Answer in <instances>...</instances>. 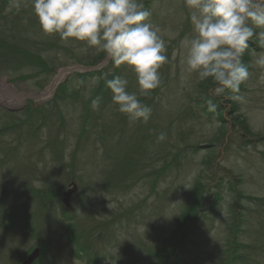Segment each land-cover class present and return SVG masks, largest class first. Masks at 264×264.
<instances>
[{
  "label": "rangeland",
  "instance_id": "374dc122",
  "mask_svg": "<svg viewBox=\"0 0 264 264\" xmlns=\"http://www.w3.org/2000/svg\"><path fill=\"white\" fill-rule=\"evenodd\" d=\"M146 3L167 56L159 87L147 95L131 68L107 56L88 66L60 53L53 77L60 79L46 97L47 86L38 90L34 79L0 77V237L7 239L0 240V264H12L15 251L21 264L36 247L30 264H106L100 250L118 256L122 242L136 249L132 264H152L193 189L199 215H185L175 237L179 247L194 250L189 262L223 264L233 222L243 227L240 252L250 253L249 264H264V68L255 64L264 48L257 50L252 38L241 57L249 79L236 93L216 95L211 78L200 81L187 71L184 41L195 33L184 0ZM115 76L151 109L147 122H130L112 102L106 82ZM110 122H117L112 135ZM72 181L77 190L66 207ZM241 192L259 201L239 199ZM8 200H16L18 212L11 221Z\"/></svg>",
  "mask_w": 264,
  "mask_h": 264
},
{
  "label": "clouds",
  "instance_id": "9594fccd",
  "mask_svg": "<svg viewBox=\"0 0 264 264\" xmlns=\"http://www.w3.org/2000/svg\"><path fill=\"white\" fill-rule=\"evenodd\" d=\"M195 33L184 41L185 64L200 81L211 78L217 85L214 94L233 93L249 79L241 57L255 35L264 48V0H184ZM15 7L19 8L16 2ZM33 12L46 35H58L84 42L103 52L116 67L126 65L136 76L141 95L159 87V69L167 62L166 45L160 29L150 22L151 12L138 0H32ZM253 28L261 29L259 32ZM255 64L264 68V54ZM128 80L115 76L107 80L112 102L130 122H147L151 109L129 93ZM243 101L241 96H233ZM99 97L92 101L93 109ZM209 111L215 106L209 101ZM158 140L163 141L161 133ZM109 208V206H108Z\"/></svg>",
  "mask_w": 264,
  "mask_h": 264
},
{
  "label": "trees",
  "instance_id": "16d2710c",
  "mask_svg": "<svg viewBox=\"0 0 264 264\" xmlns=\"http://www.w3.org/2000/svg\"><path fill=\"white\" fill-rule=\"evenodd\" d=\"M16 2L19 3V8L14 6ZM253 31L255 33L261 31V29L254 28ZM253 38L257 39L255 35ZM79 42L74 39H69L67 42H64L61 41L58 35H46L41 30L38 19L33 12L32 0H0V77L8 76L10 81H16V79L23 81L34 79L37 81L34 82L35 88L42 90L52 79L55 70L61 65L60 53L68 58L75 56L79 62L88 66L95 65L106 57L105 53L97 52L96 49L88 47L84 42H82L81 46ZM78 46H85L87 50L82 52ZM256 49H263L259 46L258 40ZM78 50H80L81 57L75 53ZM225 92L229 93L230 90H226ZM60 100H63V97ZM114 126H117V122H114L106 129L108 134H113ZM194 183L199 185V179H195ZM194 191L195 189H193L191 195L188 197L187 205L184 206L180 217L174 221V227L170 228L167 235L162 239V242L156 245L158 251L152 255L155 257V259L152 257V264H169L170 260H172L173 264H181L184 260L187 262L190 261L191 252L194 250L186 251L185 245L183 244L179 247L180 242L178 243L175 237L179 233L178 230L185 215L190 220L192 218L189 215L192 211H194L195 216L199 215V211H195L193 206L195 202L193 200ZM238 196L239 199L244 198L259 201V197H252L250 194L246 195L242 192ZM15 204L16 200H8L6 206V217L8 221H11L12 218L14 219L16 214H18V212L12 211L16 208ZM234 224L233 222L231 223L230 230L232 234L225 244L223 260L221 262L223 264H249L252 262L250 253L244 252L246 255L244 256L240 252V246L242 247L244 243L238 242V233L240 230H243V227L240 225L235 229L233 227L235 226ZM259 224L264 225L263 222H259ZM71 225L75 227L76 224L72 223ZM183 235L186 239L189 237L187 240H184V243L188 242L192 237V233L189 230ZM79 237L80 240H83L82 233L79 234ZM2 238L4 237H0V240ZM1 241L4 242L5 240ZM6 243L7 239L5 241ZM232 243H237V247L231 245ZM118 246V256L111 255L107 257L106 250H100L106 264H132L133 262L130 257L135 253L136 249L125 242L119 243ZM2 253L5 255L6 252L2 251ZM17 253V255L16 251L13 254L11 253V256L14 257L12 264H17V256L19 257L20 251ZM95 255L100 256L99 253H95ZM95 257L96 260H101L100 257ZM189 264L191 263L189 262Z\"/></svg>",
  "mask_w": 264,
  "mask_h": 264
},
{
  "label": "water",
  "instance_id": "95a60500",
  "mask_svg": "<svg viewBox=\"0 0 264 264\" xmlns=\"http://www.w3.org/2000/svg\"><path fill=\"white\" fill-rule=\"evenodd\" d=\"M76 190H77V186L74 184V186L71 189H69L64 194V202H65L66 205H69V203H70V196ZM38 252H39L38 249L34 250L33 253L28 257V259L23 264H29L37 256Z\"/></svg>",
  "mask_w": 264,
  "mask_h": 264
},
{
  "label": "bare ground",
  "instance_id": "6f19581e",
  "mask_svg": "<svg viewBox=\"0 0 264 264\" xmlns=\"http://www.w3.org/2000/svg\"><path fill=\"white\" fill-rule=\"evenodd\" d=\"M138 2H142L143 3V6H144V9H145V6H146V0H138ZM60 77L57 76V78H54L53 81L49 84V86H47V90L43 93V97H46L48 94H50L52 92V90L55 89V86L56 84L58 83Z\"/></svg>",
  "mask_w": 264,
  "mask_h": 264
}]
</instances>
